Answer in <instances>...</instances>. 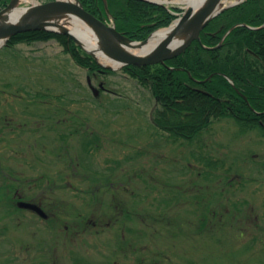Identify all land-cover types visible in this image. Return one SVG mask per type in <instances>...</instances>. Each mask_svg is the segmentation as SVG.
<instances>
[{
	"label": "rangeland",
	"instance_id": "374dc122",
	"mask_svg": "<svg viewBox=\"0 0 264 264\" xmlns=\"http://www.w3.org/2000/svg\"><path fill=\"white\" fill-rule=\"evenodd\" d=\"M156 106L55 38L0 48V264H264L263 134L222 118L177 139Z\"/></svg>",
	"mask_w": 264,
	"mask_h": 264
},
{
	"label": "trees",
	"instance_id": "16d2710c",
	"mask_svg": "<svg viewBox=\"0 0 264 264\" xmlns=\"http://www.w3.org/2000/svg\"><path fill=\"white\" fill-rule=\"evenodd\" d=\"M11 0H0V10ZM101 18H113L117 29L135 40L168 26L176 17L164 6L146 0H80ZM175 11H181L173 7ZM57 39L89 72L108 73L92 55L68 36L33 30L11 37L19 42ZM149 88L156 101L153 122L171 137L198 138L222 118H233L243 132L264 136V0H244L216 16L180 55L165 63L123 67Z\"/></svg>",
	"mask_w": 264,
	"mask_h": 264
},
{
	"label": "water",
	"instance_id": "95a60500",
	"mask_svg": "<svg viewBox=\"0 0 264 264\" xmlns=\"http://www.w3.org/2000/svg\"><path fill=\"white\" fill-rule=\"evenodd\" d=\"M21 1L22 0H11L5 8L0 10V40L4 41V43L0 45V48L6 44L11 37L18 33L33 30H49L64 34L73 39L85 51L98 60L93 51L85 48L75 34L59 23V20L65 18L67 15H77L97 34L101 44V51L113 62L118 63V68H122L126 65L146 66L165 63L166 60L180 55L194 40L201 41V31L214 17L226 8L236 5L243 0H239L228 6L225 5L226 0H204L196 9L193 7L180 6L184 8V10L174 22L167 27L170 28L169 32L147 53H135L131 48H134L135 43H138V47H143L158 30L154 31L148 38L137 41L120 32L115 24H110L106 20L86 10L80 0L35 2L30 6L24 7L26 11L20 18L12 20L9 11L18 8ZM104 1L106 8H108L107 0ZM147 1L160 5L165 4V1ZM178 35H185L186 38L177 45L175 44V40ZM100 63L104 67L113 70L118 69L105 65L102 62ZM89 83L91 84L90 79ZM101 86L103 85L101 84ZM92 88L95 94H97L98 89L93 86ZM21 206L37 209L41 215L46 216V213L36 204L22 202Z\"/></svg>",
	"mask_w": 264,
	"mask_h": 264
},
{
	"label": "bare ground",
	"instance_id": "6f19581e",
	"mask_svg": "<svg viewBox=\"0 0 264 264\" xmlns=\"http://www.w3.org/2000/svg\"><path fill=\"white\" fill-rule=\"evenodd\" d=\"M164 1V0H160ZM168 1V0H166ZM177 3H181L185 7L198 8L204 0H171ZM26 9L24 7H18L9 11L10 18L12 20L20 18ZM59 23L67 27L77 38L82 42V45L90 51H93L98 60L105 65L112 66L113 68H118L119 64L113 62L101 51V44L97 34L89 27L81 18L77 15H67L65 18L59 20ZM59 28V27H56ZM170 28H162L158 30L143 47H138V43L134 44V48L131 50L135 53H147L152 48H154L169 32ZM186 38L185 35H178L175 40V44H180ZM4 43L0 40V45Z\"/></svg>",
	"mask_w": 264,
	"mask_h": 264
},
{
	"label": "flooded vegetation",
	"instance_id": "af4514ba",
	"mask_svg": "<svg viewBox=\"0 0 264 264\" xmlns=\"http://www.w3.org/2000/svg\"><path fill=\"white\" fill-rule=\"evenodd\" d=\"M1 106H3V105H1ZM27 108V106H26V104H25V106L23 105V106H20V109L21 110H23V108ZM31 107H34V105L33 106H31ZM30 107V108H31ZM9 149V151L10 152H14V154H16V152H18L19 150L16 148V147H14V148H8ZM15 179V178H14ZM13 179V181H15ZM15 182H17V181H15ZM103 184V183H102ZM121 184L123 185V184H125L124 182L122 183L121 182ZM6 185L4 184V185H0V190L3 188V187H5ZM6 188L9 190V191H11L12 190V187H11V185H8V186H6ZM102 188V187H101ZM99 189H100V187H99ZM15 190V189H14ZM17 191V190H16ZM18 193V192H17ZM15 201L17 202V207L19 208L18 210L19 211H25V210H29V211H31V212H34V213H36L37 215H39L40 217H42V218H48L49 217V214L47 213V211H46V209L43 207V206H41L40 204H38V203H35V202H29V203H32V204H36V205H38L45 213H46V216H43V215H41L40 214V212L37 210V209H31V208H26V207H23V206H21V203L22 202H27L26 200H23V198H22V196L21 195H19V193H18V195L15 197ZM116 208L118 209V206H116ZM85 223H88V221L87 220H85ZM89 224V223H88Z\"/></svg>",
	"mask_w": 264,
	"mask_h": 264
}]
</instances>
